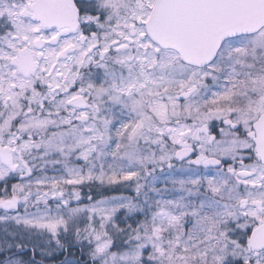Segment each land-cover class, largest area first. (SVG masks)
I'll return each instance as SVG.
<instances>
[{"label": "snow or ice", "instance_id": "6c2138e0", "mask_svg": "<svg viewBox=\"0 0 264 264\" xmlns=\"http://www.w3.org/2000/svg\"><path fill=\"white\" fill-rule=\"evenodd\" d=\"M0 264H264V0H0Z\"/></svg>", "mask_w": 264, "mask_h": 264}]
</instances>
